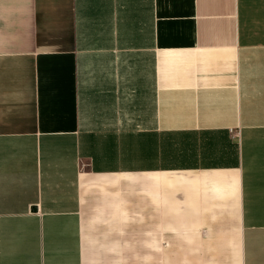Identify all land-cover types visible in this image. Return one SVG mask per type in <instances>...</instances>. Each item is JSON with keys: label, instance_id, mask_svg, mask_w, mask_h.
I'll list each match as a JSON object with an SVG mask.
<instances>
[{"label": "crops", "instance_id": "obj_1", "mask_svg": "<svg viewBox=\"0 0 264 264\" xmlns=\"http://www.w3.org/2000/svg\"><path fill=\"white\" fill-rule=\"evenodd\" d=\"M0 264H264V0H0Z\"/></svg>", "mask_w": 264, "mask_h": 264}, {"label": "water", "instance_id": "obj_2", "mask_svg": "<svg viewBox=\"0 0 264 264\" xmlns=\"http://www.w3.org/2000/svg\"><path fill=\"white\" fill-rule=\"evenodd\" d=\"M35 210V209H34Z\"/></svg>", "mask_w": 264, "mask_h": 264}]
</instances>
